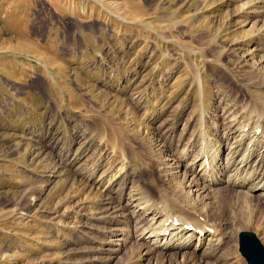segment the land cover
I'll use <instances>...</instances> for the list:
<instances>
[{
    "label": "rangeland",
    "instance_id": "374dc122",
    "mask_svg": "<svg viewBox=\"0 0 264 264\" xmlns=\"http://www.w3.org/2000/svg\"><path fill=\"white\" fill-rule=\"evenodd\" d=\"M236 150L221 183L201 177ZM263 154L264 0H0V264H183L147 254L134 181L222 229L190 264H247L239 232L264 244V198L232 178Z\"/></svg>",
    "mask_w": 264,
    "mask_h": 264
},
{
    "label": "bare ground",
    "instance_id": "6f19581e",
    "mask_svg": "<svg viewBox=\"0 0 264 264\" xmlns=\"http://www.w3.org/2000/svg\"><path fill=\"white\" fill-rule=\"evenodd\" d=\"M262 132L263 130L257 131V134L262 133ZM237 153H238V150H236L234 154H232L233 156L231 157V161L227 165V168L225 167L222 168V164H220L221 162H218L216 164L214 162H211V163L207 162L205 165H203L202 163L201 165L204 167L200 168L199 170V172H201V177L204 176L202 177L203 179L208 178L209 183L212 182V184L214 185L221 183L223 179L222 175H224L229 170L230 166H235L234 167L235 169L237 168V164L235 160L232 159L233 157L237 155ZM250 153L248 156H250ZM203 154H206V151L202 152V155ZM208 156L210 157V155L207 153V158ZM115 157H116V154H115ZM263 158L264 157L262 156V159ZM249 159L250 157H247V158H244L240 162V165L238 167L239 173H237L236 171L232 179H234V181L237 183L236 185H239L240 187H248L249 193H246L247 197L252 196L250 194V192L252 191H260L256 195L257 197H255L256 200L257 199L260 200V198H264V169H262L260 165L257 166L256 168H252V166H250ZM118 160L119 159H115L114 162H117ZM126 162L127 161L124 158H120L121 164L119 163L120 164L118 167L119 170L117 172L115 171L111 173L106 184H110V185L113 184L115 182L113 180L114 178H116V181L118 182L117 177L118 176L120 177L122 173L126 172L125 171V168L127 165ZM250 167L252 168V170L250 169ZM189 169L191 170V171L189 170V172L191 173L192 171L195 170L194 166H192ZM112 170H113V167H112ZM219 170H221V173L219 172ZM214 171L219 172V174L221 175L218 177L215 176L216 180L212 175ZM191 173H189V175H191ZM203 179H200V177L196 178V175H195L194 180H191L192 187H195L194 190L195 192H197L196 195L199 193L207 195L209 193V190L211 189L210 188L211 186L206 184ZM131 181L129 182L131 183ZM132 183H131L132 189L128 193V200L132 206H135L133 213L136 212L135 208H139V211H142L143 213L147 214L151 212L153 214V216L150 219L151 220L150 231L145 233V231L147 230L146 228H148V227H145L143 229V233H141V235L143 236V240L148 241V242L150 241L153 246V249L147 251V254L155 250L161 253V256L163 255L162 257H164V255L167 254L168 250H175V252H177V253H174L175 255L179 254L182 250H184L183 256H182L183 259L181 262L183 264H190L195 259L194 256L196 258L198 256L196 253L193 254L192 252L189 251L188 249L189 246H193L196 252H200V250L202 249L204 251L206 248H208V250H206L205 253L203 252L204 253L203 257L205 256L208 257V255L210 257L211 255L218 253L220 251L219 245H222V243L224 242V238L222 236V229L219 227L218 224L216 223L214 224L212 222H210V224H208L207 222H202V220L204 221V218L201 215H198V212H196L195 210L189 211L188 209H185L187 210V211H184L186 212L187 217L181 215L177 218L175 215L168 212L169 209H167L166 211V208H164V204L162 202H159L157 204L158 208L154 207V204H152L151 200L148 198L147 192L143 190L136 181ZM162 193L164 192H161V195H160L161 197H167L165 193L164 194ZM174 201L177 205L180 204L179 200L174 199ZM153 203H155V201H153ZM173 209H176V208H173ZM173 209H171L172 212H174ZM184 212H181V214H185ZM162 213L164 214V216L168 217V219L159 226H155L156 223L153 225L154 220H156V218L158 220V218L162 216L161 215ZM143 221H146V220H143ZM204 224H207V226H204ZM140 226L138 225V227L136 228H142ZM215 227L216 229H214ZM213 240L217 241V243H214ZM203 257L202 258L200 257L198 261L200 260L205 261Z\"/></svg>",
    "mask_w": 264,
    "mask_h": 264
},
{
    "label": "water",
    "instance_id": "95a60500",
    "mask_svg": "<svg viewBox=\"0 0 264 264\" xmlns=\"http://www.w3.org/2000/svg\"><path fill=\"white\" fill-rule=\"evenodd\" d=\"M239 250L248 264H264V244L252 230H242L239 233Z\"/></svg>",
    "mask_w": 264,
    "mask_h": 264
}]
</instances>
